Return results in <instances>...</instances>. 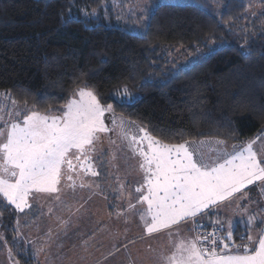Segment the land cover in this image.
Segmentation results:
<instances>
[{
	"label": "trees",
	"instance_id": "obj_1",
	"mask_svg": "<svg viewBox=\"0 0 264 264\" xmlns=\"http://www.w3.org/2000/svg\"><path fill=\"white\" fill-rule=\"evenodd\" d=\"M107 1L0 0V92L52 112L86 73L101 103L135 122L133 133L140 125L169 143L212 147L218 138L240 145L264 130V11L249 15L244 0H220V10L208 0H155L136 32L102 14ZM92 9L99 15L85 16ZM69 15L79 22L62 24ZM124 85L135 99L122 106L113 92ZM112 206L107 213H116ZM18 214L0 203V251L11 249L10 264H40L22 245Z\"/></svg>",
	"mask_w": 264,
	"mask_h": 264
},
{
	"label": "snow or ice",
	"instance_id": "obj_2",
	"mask_svg": "<svg viewBox=\"0 0 264 264\" xmlns=\"http://www.w3.org/2000/svg\"><path fill=\"white\" fill-rule=\"evenodd\" d=\"M84 14L95 16L96 10ZM61 22L79 21L69 15ZM249 54L241 47V55ZM86 76L81 73V83L58 110L60 114L42 113L25 101L24 114L17 111V119H11L10 112L6 121L4 105L0 104V198L6 205L23 213L32 208L33 193L54 195L59 200L62 181L72 191L77 187L92 189L87 177L100 175L95 165L99 158L96 145L101 135L117 131L139 158L141 180L128 191L116 177L115 194L126 206L120 209L113 205L115 214L124 216L126 222L128 214L137 216L147 236L166 233L172 250L160 255V264H264V210L249 212L247 206L240 205L250 185L259 182L264 186V133L232 145L231 151L226 140L218 138L211 154L202 147L205 141L169 143L140 125L133 133L128 125L135 122L118 117L112 104L101 103ZM0 96L16 108L11 93ZM113 98L122 106L135 99L127 85L116 89ZM106 114H111V127L105 122ZM234 200L241 215L235 221L221 219L216 210L225 204L231 206ZM241 221L246 234L240 239L246 243L237 244L234 232ZM60 223L67 226L68 221ZM184 224L191 225L193 235H181L179 229ZM0 242L6 243L3 236Z\"/></svg>",
	"mask_w": 264,
	"mask_h": 264
},
{
	"label": "rangeland",
	"instance_id": "obj_3",
	"mask_svg": "<svg viewBox=\"0 0 264 264\" xmlns=\"http://www.w3.org/2000/svg\"><path fill=\"white\" fill-rule=\"evenodd\" d=\"M208 1L217 9H223L220 0ZM244 1L249 15H258L264 11V0ZM154 3L155 0H109L102 6V14L107 16V19L113 15L121 25H130L139 32L147 22V14L152 10ZM99 13L100 11L96 10L93 17H97ZM0 104L4 105L3 117L6 121L10 112L11 119H17V111H21V115L24 114L22 110L25 105L17 104L16 108H13L7 97L0 96ZM52 113L60 114L58 110ZM108 125L111 127V122ZM0 127H3V124H0ZM262 133L264 130L258 135ZM110 140L115 143H110ZM202 147L206 154H211L210 150L216 145ZM96 148V156L99 157L95 161L100 173L98 177L102 178L106 174L101 184L98 183V177H87L88 182L93 185L92 189L77 187L72 191L63 186L65 182L62 181L59 200L55 199L54 195L33 193L30 198L31 209L21 213L12 206L13 210L19 212L16 217L19 221L22 245L34 250L36 260L40 264H125L122 258L125 255L121 256L120 249L126 245L128 252H135L136 248L142 245V242L132 239L131 226L127 225L128 229L123 231L124 225L119 221L120 217L115 213H107L105 208L112 204L122 209L126 202L118 199L115 194L116 177L131 191L141 180L139 158L133 154L117 131L101 135ZM227 150H232V144L227 143ZM0 203L6 202L0 198ZM61 220L68 221L67 226H62ZM40 249L42 251H37ZM109 254H113V258L105 260ZM10 258L8 251H0V264H10Z\"/></svg>",
	"mask_w": 264,
	"mask_h": 264
},
{
	"label": "crops",
	"instance_id": "obj_4",
	"mask_svg": "<svg viewBox=\"0 0 264 264\" xmlns=\"http://www.w3.org/2000/svg\"><path fill=\"white\" fill-rule=\"evenodd\" d=\"M264 186H261L259 182L256 185H250L247 192V198L240 201L241 208L244 206L248 207L249 212L261 213V210H264ZM236 200L232 202V205L228 204L222 205L218 210L220 218L227 220L231 219L235 221L238 216L241 215L235 208ZM126 206V203L124 207ZM122 207V209L124 208ZM264 214V213H262ZM215 218V217H213ZM119 221L124 225L122 230L125 231L127 225H130V232H132V239H135L136 242H142V245L139 248H136L135 252L127 251V248H121L123 260L125 264H160V255L163 253L167 255L171 252V246L169 244V239L166 233L154 234L152 236H147L144 232V229L138 219L134 214H128L127 222L124 216H120ZM201 221L207 225V219L201 218ZM191 225L184 224L180 226V233L184 236H191L193 233L189 231ZM259 227V225H257ZM245 233V224L241 221L234 232V239L238 234ZM134 254V255H133ZM120 254H118L119 256ZM113 254L107 255L106 259L111 260ZM107 261V262H108Z\"/></svg>",
	"mask_w": 264,
	"mask_h": 264
},
{
	"label": "built area",
	"instance_id": "obj_5",
	"mask_svg": "<svg viewBox=\"0 0 264 264\" xmlns=\"http://www.w3.org/2000/svg\"><path fill=\"white\" fill-rule=\"evenodd\" d=\"M207 230H208V231H211V228L209 227ZM243 235H245V234H240V235L238 236L237 240L235 241L237 244H240V243H246V241H241V239H240V237L243 236Z\"/></svg>",
	"mask_w": 264,
	"mask_h": 264
},
{
	"label": "clouds",
	"instance_id": "obj_6",
	"mask_svg": "<svg viewBox=\"0 0 264 264\" xmlns=\"http://www.w3.org/2000/svg\"><path fill=\"white\" fill-rule=\"evenodd\" d=\"M241 234H245V233H241ZM239 235H240V234H238V235L236 236L235 241L237 240V238H238Z\"/></svg>",
	"mask_w": 264,
	"mask_h": 264
}]
</instances>
